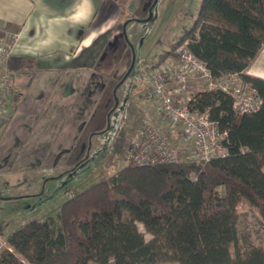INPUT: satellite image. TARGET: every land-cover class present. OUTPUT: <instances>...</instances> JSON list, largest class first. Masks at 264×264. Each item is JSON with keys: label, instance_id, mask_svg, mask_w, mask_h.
Returning <instances> with one entry per match:
<instances>
[{"label": "trees", "instance_id": "16d2710c", "mask_svg": "<svg viewBox=\"0 0 264 264\" xmlns=\"http://www.w3.org/2000/svg\"><path fill=\"white\" fill-rule=\"evenodd\" d=\"M179 46L213 80L239 74L259 97L256 112L239 114L218 89L189 95L226 132V156L118 168L130 139L120 126L114 173L67 197L56 213L17 226L4 239L0 264H264L263 248L242 249L237 231L240 203L264 222V79L248 74L264 49V0H200L191 25L146 69L176 58Z\"/></svg>", "mask_w": 264, "mask_h": 264}, {"label": "crops", "instance_id": "0c3cea01", "mask_svg": "<svg viewBox=\"0 0 264 264\" xmlns=\"http://www.w3.org/2000/svg\"><path fill=\"white\" fill-rule=\"evenodd\" d=\"M154 1L0 0V38L15 33L7 61L14 75L15 94L8 107L9 118L0 125V180L8 175L14 181L42 166L76 165L86 157L87 140L109 119L111 107L124 111L121 124L128 137L143 116L166 130L154 102L143 96L144 88L135 78L148 70L178 34L163 38L165 46L155 54V61L140 58L137 68L132 65L134 50L145 55L150 45L147 26L170 11L168 5L157 8ZM178 3L177 11L171 9L165 23L178 25L183 20ZM152 37L153 45L160 35ZM255 63L249 74L264 79V55L257 67ZM107 76L114 80L103 87L100 78ZM129 79L133 82L127 85ZM129 126L132 128L127 131ZM167 138L173 148L182 150L183 143L174 131L167 130ZM10 199L1 198L0 202ZM31 219L40 220L31 217L24 222ZM2 220L0 214V249L5 237L23 223L2 228Z\"/></svg>", "mask_w": 264, "mask_h": 264}, {"label": "built area", "instance_id": "2783aa9c", "mask_svg": "<svg viewBox=\"0 0 264 264\" xmlns=\"http://www.w3.org/2000/svg\"><path fill=\"white\" fill-rule=\"evenodd\" d=\"M8 37L0 41V125L9 118L8 107L13 103V74L6 63L9 57ZM176 58H170L157 67L148 69L135 79L143 86V96L153 101L166 130H161L148 117L140 120L130 137L123 159L133 166L175 164L183 161L206 163L227 154L223 141L226 132L219 131L207 111H199L185 91L190 80L203 81L205 90L218 89L232 100V109L239 114L254 113L260 105L259 97L245 92L239 74L229 73L216 80L209 70L182 46L175 49ZM172 86H176L171 89ZM167 130L174 131L182 141L181 151L173 148Z\"/></svg>", "mask_w": 264, "mask_h": 264}, {"label": "rangeland", "instance_id": "374dc122", "mask_svg": "<svg viewBox=\"0 0 264 264\" xmlns=\"http://www.w3.org/2000/svg\"><path fill=\"white\" fill-rule=\"evenodd\" d=\"M178 1L179 0L154 1V5H156L157 8H164L166 7V5H168L170 11H167V13L159 19V22L152 20L150 22V25L147 26L148 29L146 30L147 34L149 35V38L147 40H149L148 45H150H147L148 50L146 51L145 55H141L142 53L140 51H137L136 49L134 50L136 55L132 65H136V68L138 67V64H140V58H143L144 62L155 61V54L161 50L162 46H165L163 38L169 36L174 32L179 35L183 30L182 26L188 27L191 25L195 17L196 7L200 0H182L179 1V3ZM177 3L179 9L178 11H180L179 16L181 14L183 15L182 21L178 16V19L182 22V25H180L179 20H177V22L179 21L178 25L173 22L165 23L164 21L167 16H171L169 13L173 12L171 11V9L177 11V7H175ZM160 25L163 27H167V29L162 30L160 28ZM154 34H156V36L160 35V37L158 39L159 41L152 45V43L155 42L153 40L154 37H152ZM6 36L8 37L7 41H11L12 43L13 35L7 34L5 35V37ZM0 41H2L1 38ZM87 54H89V52H87ZM260 56L258 57V59L260 58ZM258 59H256L257 61L255 60L256 63L254 62V67H257V65L261 61V59H259V61ZM96 64L97 62L93 63L92 66H95ZM6 66L8 70L13 74L7 63ZM249 73L252 72L248 71V74ZM113 80L114 79L112 76L100 78L103 87L108 85L109 82H112ZM128 81L129 82H127V85H130V82H133L130 79ZM136 84L138 85V83ZM197 86H200L199 89H202L204 86L203 81L190 80L186 84L185 91H187L188 95H192L197 90L195 89V87ZM174 87L176 86H172L171 89ZM12 89L15 93L14 78H12ZM245 92L249 93V90L246 87ZM119 110L111 107L109 111V119L105 120L103 128L98 133L91 135L92 139H90V141L87 140L86 157L81 159L78 163H75L76 165L61 168H47L46 166H42L38 168L36 172L25 174L23 173L21 175H18V177L14 181L11 180L8 175L2 177L3 179L0 180L2 189L0 190V199L12 198L10 199V202H0V214L3 219L1 222L2 228H7V226L13 222L20 224L27 220V218L31 217H35L41 220L44 217L43 214L46 213L52 215L59 210L60 205L66 198V192H68L67 197H72L73 194L85 190L92 184H95L101 179L106 178L114 173L115 169L113 161L117 156V153L113 148L115 143L114 139L120 126H122L121 120L123 118L122 113L124 112L121 109ZM131 128L132 126H129V128L127 127L126 130L130 131ZM118 160V168L126 166L128 164L122 157H119ZM15 182H17L16 185H14ZM29 183H32L33 187L37 186V189L34 190L33 187H29V185H27ZM34 192H36V196L31 195ZM18 196L21 197L19 198ZM14 197H17L18 199H13ZM123 218L127 224H135L137 229L144 234L145 239L149 238V235L145 233L144 228L136 220L134 214L125 213ZM237 231L239 246L242 249L249 246H258L263 248L264 250V222H262L254 209L249 207L246 203H240L237 206ZM24 263L29 264L26 261H24ZM154 264L173 263L157 262Z\"/></svg>", "mask_w": 264, "mask_h": 264}, {"label": "bare ground", "instance_id": "6f19581e", "mask_svg": "<svg viewBox=\"0 0 264 264\" xmlns=\"http://www.w3.org/2000/svg\"><path fill=\"white\" fill-rule=\"evenodd\" d=\"M264 54V51H263V53L261 54V56H260V58L259 59H261L262 58V55ZM259 59H258V61H259Z\"/></svg>", "mask_w": 264, "mask_h": 264}, {"label": "clouds", "instance_id": "9594fccd", "mask_svg": "<svg viewBox=\"0 0 264 264\" xmlns=\"http://www.w3.org/2000/svg\"><path fill=\"white\" fill-rule=\"evenodd\" d=\"M85 3L88 4L89 3V0H85Z\"/></svg>", "mask_w": 264, "mask_h": 264}]
</instances>
